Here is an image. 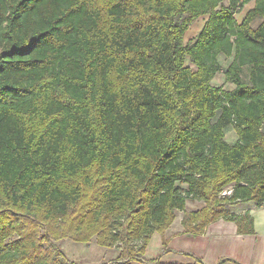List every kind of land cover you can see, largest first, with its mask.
Wrapping results in <instances>:
<instances>
[{
	"label": "trees",
	"instance_id": "trees-1",
	"mask_svg": "<svg viewBox=\"0 0 264 264\" xmlns=\"http://www.w3.org/2000/svg\"><path fill=\"white\" fill-rule=\"evenodd\" d=\"M220 2L0 0V264H78L56 242L93 237L120 249L101 264H203L160 261L164 237L145 258L177 210L254 232L231 207L264 204V0Z\"/></svg>",
	"mask_w": 264,
	"mask_h": 264
},
{
	"label": "crops",
	"instance_id": "crops-1",
	"mask_svg": "<svg viewBox=\"0 0 264 264\" xmlns=\"http://www.w3.org/2000/svg\"><path fill=\"white\" fill-rule=\"evenodd\" d=\"M245 210L253 218V233H238L234 221L222 218L211 222L201 234L183 232L181 222H172L164 232L171 251L159 257L194 258L203 264H264V204L239 203L234 213Z\"/></svg>",
	"mask_w": 264,
	"mask_h": 264
},
{
	"label": "rangeland",
	"instance_id": "rangeland-1",
	"mask_svg": "<svg viewBox=\"0 0 264 264\" xmlns=\"http://www.w3.org/2000/svg\"><path fill=\"white\" fill-rule=\"evenodd\" d=\"M222 4H226L227 0H221ZM252 6V3H248L244 5V7L241 9V11L235 13L236 19L239 21L245 11L249 9ZM206 18L205 16L198 17L187 29V31L184 34V40L185 42L192 39L198 31L201 29L204 20ZM259 21H254L252 23L253 26H255ZM189 64V62H186ZM225 65V61L224 64ZM215 84H221L223 83V75L221 73L217 74V76L214 78ZM224 84V83H223ZM226 86H230V84H227ZM236 133L232 127H229L225 130V140L229 143H233L236 140ZM203 202L199 200H188L186 205V211H193L196 209H199L203 206ZM232 212H236L237 205L231 207ZM183 216V212L180 210H177L175 213V218L173 220L174 223L181 222ZM165 238V235L159 233H154L147 245L146 252H145V258H153L157 256L160 252H162L163 246L162 245V238ZM56 245L59 246L60 250L67 256L69 260H72L75 263L78 264H101V263H108L112 259L116 258L119 253V248L117 247H105L100 246L96 243L95 238L93 237L89 242L83 243V242H75L69 238L59 240L56 242ZM160 261L163 262H169V261H179V262H192L190 258H179L177 256H165L162 259L160 258ZM139 264V263H136Z\"/></svg>",
	"mask_w": 264,
	"mask_h": 264
},
{
	"label": "built area",
	"instance_id": "built-area-1",
	"mask_svg": "<svg viewBox=\"0 0 264 264\" xmlns=\"http://www.w3.org/2000/svg\"><path fill=\"white\" fill-rule=\"evenodd\" d=\"M231 188H226V189H224L222 192H221V194L222 195H229V194H231Z\"/></svg>",
	"mask_w": 264,
	"mask_h": 264
},
{
	"label": "water",
	"instance_id": "water-1",
	"mask_svg": "<svg viewBox=\"0 0 264 264\" xmlns=\"http://www.w3.org/2000/svg\"><path fill=\"white\" fill-rule=\"evenodd\" d=\"M260 131L262 134H264V120L262 121L261 127H260Z\"/></svg>",
	"mask_w": 264,
	"mask_h": 264
}]
</instances>
